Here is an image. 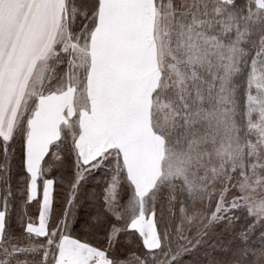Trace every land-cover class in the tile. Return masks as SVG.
<instances>
[{
  "label": "snow or ice",
  "instance_id": "6c2138e0",
  "mask_svg": "<svg viewBox=\"0 0 264 264\" xmlns=\"http://www.w3.org/2000/svg\"><path fill=\"white\" fill-rule=\"evenodd\" d=\"M0 264H264V0H0Z\"/></svg>",
  "mask_w": 264,
  "mask_h": 264
}]
</instances>
